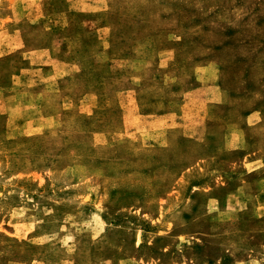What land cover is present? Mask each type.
<instances>
[{
	"label": "rangeland",
	"instance_id": "1",
	"mask_svg": "<svg viewBox=\"0 0 264 264\" xmlns=\"http://www.w3.org/2000/svg\"><path fill=\"white\" fill-rule=\"evenodd\" d=\"M0 264H264V0H0Z\"/></svg>",
	"mask_w": 264,
	"mask_h": 264
},
{
	"label": "crops",
	"instance_id": "2",
	"mask_svg": "<svg viewBox=\"0 0 264 264\" xmlns=\"http://www.w3.org/2000/svg\"><path fill=\"white\" fill-rule=\"evenodd\" d=\"M87 5H85L84 7L81 8H74L73 10H78V11H82L85 10ZM58 22V21H56ZM69 26V20H68V16H62V22L61 23H57L54 24L53 28L55 30L58 31H64L65 29H67V27ZM101 30H106L104 28H101L99 31ZM105 48V49H104ZM103 50L107 51L110 49V46L108 47H104ZM68 52L63 51V46L60 44V47L58 48H46V49H37L31 52L32 55H38L39 57L37 58L38 62L36 64H34V62H31V57H29V60L31 62V70H27L26 72L29 71H34L36 73H38V77L41 80V82L43 83H47L49 85H57L60 83V81L64 80L67 77H70L71 75H73L76 72H79L82 69V63H74V62H68L62 58H60L58 56L59 53H66V54H71L72 53V49L70 47H68ZM78 48L75 49L76 52H74L75 54H77L78 52ZM94 50V49H93ZM85 64V63H84ZM91 64H89L90 68H91ZM84 68H86V64L84 66ZM211 87H197L193 90H191L190 92H188L189 96H192L193 98H197L198 103L197 106L198 107H204V113L201 112L196 116V120L189 122L188 124H185L184 126H180V127H185L188 128L194 132L195 135H198L200 138H202L205 134V123L207 120V116L206 113L207 111H205L208 107V105L211 102H219L222 98V93L221 91H219V88L216 87V91H214V97L210 98L209 96H204V93L209 92ZM218 89V92H217ZM143 118H150L152 116L149 115H140ZM156 120H153L149 123V126L152 127V129L150 128V130H161V129H175L178 128V125L176 124V121L178 120V118H180V116L176 115V114H172V113H168V114H163L160 116H153L152 118H154ZM147 127V125H146ZM145 131V130H144ZM187 136V135H186ZM193 135H190V138H192Z\"/></svg>",
	"mask_w": 264,
	"mask_h": 264
}]
</instances>
